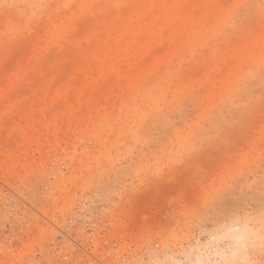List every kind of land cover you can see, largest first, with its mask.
Here are the masks:
<instances>
[{
    "label": "rangeland",
    "instance_id": "obj_1",
    "mask_svg": "<svg viewBox=\"0 0 264 264\" xmlns=\"http://www.w3.org/2000/svg\"><path fill=\"white\" fill-rule=\"evenodd\" d=\"M200 260L264 264V0H0V264Z\"/></svg>",
    "mask_w": 264,
    "mask_h": 264
},
{
    "label": "bare ground",
    "instance_id": "obj_2",
    "mask_svg": "<svg viewBox=\"0 0 264 264\" xmlns=\"http://www.w3.org/2000/svg\"><path fill=\"white\" fill-rule=\"evenodd\" d=\"M107 64V65H111L113 64L112 61H108L107 59H105L101 64ZM84 73V69H81V74ZM71 92V87H69V85H64L63 87L56 85L54 87V93H55V100L60 99L61 100V105L58 109V115L60 114V112H64V111H69V112H75L77 111V109L80 106V103L84 102L85 103V94L84 93H89V90L87 89H80L79 91H77L74 95H75V99L76 101L74 103H66V99L68 94ZM50 104H53V108H57L56 107V103L51 102ZM6 112H10L11 107H7L4 109ZM58 115H53L52 117L46 118L44 117L43 119H41L40 121V125L42 126V128H44L47 131H49L48 129H54L57 127L58 123H59V119H58ZM32 122H34V119L31 118H27V120L25 121V133H27L29 130H31L32 128ZM29 133V132H28ZM194 260V259H193ZM198 264H203L202 261L200 260V262L198 261Z\"/></svg>",
    "mask_w": 264,
    "mask_h": 264
}]
</instances>
